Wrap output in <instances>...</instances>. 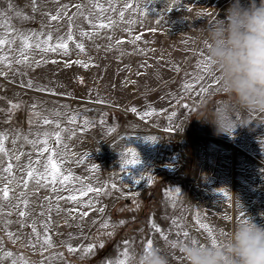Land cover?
I'll list each match as a JSON object with an SVG mask.
<instances>
[{
    "label": "rangeland",
    "instance_id": "rangeland-1",
    "mask_svg": "<svg viewBox=\"0 0 264 264\" xmlns=\"http://www.w3.org/2000/svg\"><path fill=\"white\" fill-rule=\"evenodd\" d=\"M231 2L0 0V264H98L116 245L105 264L142 245L174 264L264 225V112H234L240 181L229 165V182L188 183L227 99L205 35Z\"/></svg>",
    "mask_w": 264,
    "mask_h": 264
},
{
    "label": "clouds",
    "instance_id": "clouds-1",
    "mask_svg": "<svg viewBox=\"0 0 264 264\" xmlns=\"http://www.w3.org/2000/svg\"><path fill=\"white\" fill-rule=\"evenodd\" d=\"M205 39L219 87L227 95L208 121L218 133L231 135L235 111L264 112V0H232L225 18L207 27ZM183 255L188 264H264V225L241 219L225 242H189ZM143 264H168V258L152 248L143 253Z\"/></svg>",
    "mask_w": 264,
    "mask_h": 264
},
{
    "label": "crops",
    "instance_id": "crops-1",
    "mask_svg": "<svg viewBox=\"0 0 264 264\" xmlns=\"http://www.w3.org/2000/svg\"><path fill=\"white\" fill-rule=\"evenodd\" d=\"M169 80L170 79L164 80L161 85H164ZM217 106H213L211 112L214 113ZM175 110L176 107L172 108V106H170L169 112L167 111L168 113L166 115L170 113L175 114L176 113ZM233 118L236 122L235 124L236 128L231 135L218 133L214 125L212 129L208 130L209 134L203 137L202 139H200L202 142L196 143L194 145L193 164L190 171V180H188V183L191 184V187H197L199 184H201V182L209 183L208 185L209 187H215L218 185V183L220 182L222 183V180L223 183L231 181L232 177L229 176V173L234 174V171L232 172L231 170H228L229 165L235 168V173L237 175L235 179L240 181V114L239 112L237 114H234ZM153 125L155 127L157 126V123L154 122ZM212 150L216 151V153H214L213 155L211 152ZM233 150H235L234 153ZM141 183H142L141 188L147 189L151 185L152 181L146 178L142 180ZM118 247H120V245H116L114 248H112L109 254L105 256L104 259L100 261L98 264H105L106 259L111 257L113 253H115V250ZM143 247L144 245H142L141 248H139V250L136 249L134 251L136 253H144ZM120 256L123 257V259H125L123 254ZM117 261H111L109 262V264H116ZM173 263L188 264V261L187 260H183L179 262L175 261ZM126 264H143V257L142 258L141 256L139 258L137 257L136 260H133L131 262L126 261Z\"/></svg>",
    "mask_w": 264,
    "mask_h": 264
},
{
    "label": "snow or ice",
    "instance_id": "snow-or-ice-1",
    "mask_svg": "<svg viewBox=\"0 0 264 264\" xmlns=\"http://www.w3.org/2000/svg\"><path fill=\"white\" fill-rule=\"evenodd\" d=\"M56 18H57V17H55V16L52 17V19H56ZM103 26H104V25H101V27H103ZM69 39H71V36H69ZM0 43H3V41H0ZM78 46L81 47V49H82V45H78ZM58 47L66 48V45H65V44H60V45H58ZM186 87H189V86L186 85ZM133 111H135V109H133ZM45 123H48V121H45ZM57 135H59V134H57ZM129 153H130V155H131V159L127 160L126 163H127V164H136V163H138V158H137V154H136V152H135L133 149H129ZM51 168H52L53 171H55L56 168H57L56 164H55V163H52ZM29 175H31V173H29ZM176 192H177V194H178V193H179V189H176ZM7 196H8V192H7V190H5V191H4V197L7 198ZM20 215L23 216L24 213L21 212ZM245 222H246V221H245ZM121 223H123V222H121ZM104 227H107V224H105ZM153 227H155V225H153ZM33 231H35V229H33ZM10 235H11V234H10ZM186 235H187V233H185V236H186ZM45 243L48 244L49 246H51V241H50V239H46V240H45ZM193 243H195V241H193ZM213 244L215 245V238H214V237H213ZM148 246L151 247V242H150V241H149V245H148ZM73 250H74V249H72L71 246H70V247H69V251H73ZM86 251H91V246H89V248L86 249ZM7 255H8V256H11L12 253L9 252V253H7ZM123 255H124L125 259H124V260H119V261H117L116 264H126V260L128 259L129 254H128L127 251H125V252L123 253Z\"/></svg>",
    "mask_w": 264,
    "mask_h": 264
}]
</instances>
